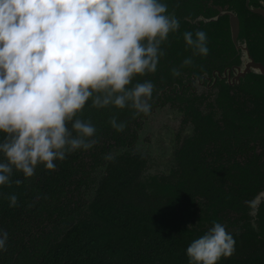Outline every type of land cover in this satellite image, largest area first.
Returning <instances> with one entry per match:
<instances>
[{
    "label": "clouds",
    "instance_id": "clouds-1",
    "mask_svg": "<svg viewBox=\"0 0 264 264\" xmlns=\"http://www.w3.org/2000/svg\"><path fill=\"white\" fill-rule=\"evenodd\" d=\"M179 26L161 0H0V185L14 170L30 178L40 164L55 170L54 161L91 148L96 128L76 118L89 100L97 109L147 114L153 84L129 85L156 71L161 44ZM184 41L194 54H208L204 31H186ZM110 124L125 127L115 116ZM7 199L17 206L16 195ZM7 239L0 230V251ZM234 252L233 236L214 222L186 255L189 264H217Z\"/></svg>",
    "mask_w": 264,
    "mask_h": 264
},
{
    "label": "trees",
    "instance_id": "trees-1",
    "mask_svg": "<svg viewBox=\"0 0 264 264\" xmlns=\"http://www.w3.org/2000/svg\"><path fill=\"white\" fill-rule=\"evenodd\" d=\"M152 76L137 75L129 87L150 81L154 92L168 86L170 78L165 81ZM134 112L131 107L93 108L89 100L76 118L95 126L90 139L96 143L91 148L54 161L55 170L40 164L30 178L14 170L10 184L0 185V230L8 233L0 264H189L187 247L214 222L228 218L230 209L241 216L227 220V226L236 229L232 236L256 233L246 224L248 204L243 202L233 205L216 198L204 207L195 203L181 209L179 189L170 180L175 168L170 175L144 181V155L108 156L105 176L96 185L97 170L105 165L109 151L135 142L136 128L144 116ZM114 116L125 124L123 131L110 124ZM68 127L71 129V122ZM4 135L0 133V142ZM192 159L194 165L201 164L196 154ZM16 180L22 183L17 185ZM93 187L95 195L90 201ZM210 192L212 196L218 193L215 189ZM13 194L18 198L17 206L9 207L7 197ZM262 216L261 229L264 209ZM256 234L262 237L261 232ZM250 244L248 238L235 241L236 254L222 257L217 264H264V252L263 256L246 253Z\"/></svg>",
    "mask_w": 264,
    "mask_h": 264
},
{
    "label": "flooded vegetation",
    "instance_id": "flooded-vegetation-1",
    "mask_svg": "<svg viewBox=\"0 0 264 264\" xmlns=\"http://www.w3.org/2000/svg\"><path fill=\"white\" fill-rule=\"evenodd\" d=\"M161 2L180 26L161 44L164 55L152 73L153 78H170L168 86L152 93L151 110L143 116L166 108L174 113L178 127L172 142L158 143V148L168 152L171 146L176 152L177 172L170 180L179 189L180 207H204L216 198L249 204L264 189V0ZM198 30L207 35L206 56L194 54L184 41L186 31L195 36ZM146 143L148 139L140 150ZM194 154L201 164H193ZM211 189L218 193L208 194ZM230 210L219 222L227 232L236 230L227 220L241 217ZM260 232V238L257 232L233 238H248L246 253L263 256L264 228Z\"/></svg>",
    "mask_w": 264,
    "mask_h": 264
},
{
    "label": "water",
    "instance_id": "water-1",
    "mask_svg": "<svg viewBox=\"0 0 264 264\" xmlns=\"http://www.w3.org/2000/svg\"><path fill=\"white\" fill-rule=\"evenodd\" d=\"M166 116L171 118L169 121L167 118L162 120L160 117ZM141 124L136 128L137 137L133 145L126 143L124 146L117 148H112L109 153L105 156V165L97 170L98 181L96 185L102 179V176H105V171L108 168V163L110 159L121 156L125 153L138 154L146 156L147 165L143 169L141 178L145 181L146 179L150 180L152 177H158L160 175H170L174 166L178 164L176 158V152H172L171 146L168 147V152H159V148L156 143L158 140L167 141L171 143L173 139V126L177 124L174 119V113L170 108L166 109H156L154 112L148 114L147 117L141 118ZM166 126V127H165ZM150 136L151 142L145 144V149L140 150V145L143 144L145 138ZM167 139V140H166ZM111 155V156H110ZM108 156L111 158L108 159ZM162 167L163 169H158ZM94 187L91 190L92 196L88 197L90 201L95 195ZM264 207V189L259 192V194L254 198L252 202L248 204L247 216L248 220L246 224L255 230L257 233H260L261 224H263L262 210ZM231 230V229H230ZM229 231V230H228ZM232 235L233 232L229 231Z\"/></svg>",
    "mask_w": 264,
    "mask_h": 264
},
{
    "label": "rangeland",
    "instance_id": "rangeland-1",
    "mask_svg": "<svg viewBox=\"0 0 264 264\" xmlns=\"http://www.w3.org/2000/svg\"><path fill=\"white\" fill-rule=\"evenodd\" d=\"M160 118H161L162 120H164L165 118H167L169 121H171V118L166 117V116H164V117L161 116ZM165 127H166V126H165ZM177 127H178V124H175V125L173 126V131H174V129L177 128ZM147 139H148V143L151 142V138H150V136H147V137L145 138V140H147ZM145 140H144V141H145ZM166 140H167V139H166ZM164 142H165V141L158 140L157 143H156L157 147H158V143H162V144H163Z\"/></svg>",
    "mask_w": 264,
    "mask_h": 264
}]
</instances>
